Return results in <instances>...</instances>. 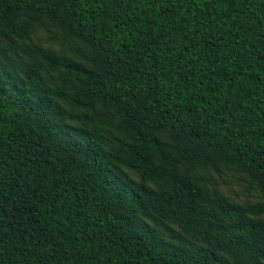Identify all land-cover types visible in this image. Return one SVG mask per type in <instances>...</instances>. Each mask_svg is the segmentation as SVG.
Wrapping results in <instances>:
<instances>
[{
	"label": "trees",
	"instance_id": "trees-1",
	"mask_svg": "<svg viewBox=\"0 0 264 264\" xmlns=\"http://www.w3.org/2000/svg\"><path fill=\"white\" fill-rule=\"evenodd\" d=\"M19 12L54 23L86 60L36 49L26 80L0 67V264H264V225L246 220L264 205L213 208L159 165L153 134L264 193V0H0V40L29 38ZM59 65L61 89L45 90L41 70ZM72 87L78 105L119 113L124 148L70 130L55 98Z\"/></svg>",
	"mask_w": 264,
	"mask_h": 264
},
{
	"label": "rangeland",
	"instance_id": "rangeland-1",
	"mask_svg": "<svg viewBox=\"0 0 264 264\" xmlns=\"http://www.w3.org/2000/svg\"><path fill=\"white\" fill-rule=\"evenodd\" d=\"M17 22L27 26L29 38H19L7 35V29H1L0 40V67L9 63L18 75L26 80V69L34 61V50L41 49L50 52L58 59L71 58L79 63H85L86 48L80 42L66 37L62 31L47 19H36L34 16L19 12ZM65 69L62 65L52 70L45 67L41 70V84L45 90L57 91L61 89V73ZM76 88L72 87L65 96L55 98L57 110L63 120L73 132L83 129L90 134L101 133L109 147L124 148L127 142L122 117L117 111L107 110L100 104L94 107L78 105L74 99ZM153 134L166 145L167 158L159 165L176 170L185 180L195 184L201 191L208 204L213 208L220 203L223 207H254L264 205V193L252 182L250 177L237 166L225 163L217 165L205 162L203 165H194L184 158L178 143L171 132L154 131ZM80 139L79 135H76ZM130 178L139 182L141 175L135 171L125 169ZM150 186H152L150 184ZM156 189L154 186H152ZM249 223L264 225V215L246 216ZM149 222V221H148ZM151 225L153 223L149 222ZM179 230L178 228H176ZM164 240L179 244L168 234L161 232Z\"/></svg>",
	"mask_w": 264,
	"mask_h": 264
}]
</instances>
